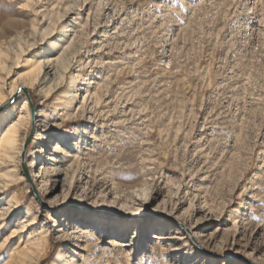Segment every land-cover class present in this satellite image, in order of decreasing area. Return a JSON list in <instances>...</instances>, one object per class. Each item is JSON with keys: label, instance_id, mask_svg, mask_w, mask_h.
<instances>
[{"label": "rangeland", "instance_id": "obj_1", "mask_svg": "<svg viewBox=\"0 0 264 264\" xmlns=\"http://www.w3.org/2000/svg\"><path fill=\"white\" fill-rule=\"evenodd\" d=\"M0 97V264H264V0H0Z\"/></svg>", "mask_w": 264, "mask_h": 264}, {"label": "bare ground", "instance_id": "obj_2", "mask_svg": "<svg viewBox=\"0 0 264 264\" xmlns=\"http://www.w3.org/2000/svg\"><path fill=\"white\" fill-rule=\"evenodd\" d=\"M67 29H68L67 26H64V27L61 28V33L60 34L63 37V39L66 38V36H67ZM49 46H48V48H49ZM46 51H47L46 49H40L36 53V57H38V60H36L35 62L33 61L34 63L30 62V63H32L30 75H33V78H32L33 81H35L36 77L40 76L41 71L45 68L46 65H48L50 63L49 58L44 56V54H46L45 53ZM41 56H44V57H41ZM39 58H41V59H39ZM78 61H79V63H78ZM78 61H77L78 65H79L78 67L80 68L81 67V64H80L81 63V59L78 60ZM62 67H64V68L67 67L65 61H62ZM83 68H85V67H83ZM79 71L80 70H77V73H74V74H72L70 76L69 86H68V88H66L67 90L64 91L65 98H68L71 101V102L69 101L70 103H72L73 101L76 100V96H77L76 92H77V88H78L77 85L79 83V77L81 78V76L79 74ZM91 74H92V71H91ZM91 74L89 76L92 77L93 74L92 75ZM86 81H88V80H86ZM48 93H49V91H47L46 94H48ZM23 94H24V91L22 89H17L16 87H14L13 90H12V94H11L10 98H12L14 96L13 100H20V103H21V100H22L23 101L22 108L27 110V108H28L27 99L24 98ZM86 94H88V93H86ZM5 102L6 101L2 97H0V108H2L5 105ZM15 108H16V105H13L12 108H9V109L3 111L2 113H0V133L3 134V131H5L6 127L8 129L5 132L6 135L1 137L3 141L1 140L2 142L0 144V147L5 149L4 150L5 151L4 152L5 157L12 156L13 153L15 152V150L17 149V144H16L17 143L16 142V138H17L16 134H18L17 133V126L12 124V114H11L12 111H14ZM17 125H19V124H17ZM37 133H36L35 140L33 142V147H32V150H31V159L29 160V164L27 165V167H29L32 170V172H33V175L31 177V179L35 180L36 182L39 183V187H40L39 195H41V194L48 195L49 192L46 189L47 186H48L47 185L48 181L47 180H43V181H41V183L39 182V179L42 178L40 176V169H39V166H40L39 160H40V157H41V155H40L41 154V145H42V143L45 142V138L46 137H44V136H42L40 134H37ZM117 177H119V175L112 174V176L109 177V178H110V181L113 182V180L115 178H117ZM52 199H53V197L49 200V204L53 203ZM54 203L56 204L57 201H54ZM176 218H177V220L180 219V217H176ZM124 226L126 227V226H128V224H125ZM79 227L80 226L78 224H74L72 226V228H75V231H76L74 237L77 238V239H79V238H83V239L85 238L86 239L87 238L86 233L82 232V230H78ZM186 231H187L188 235H191L193 238H195L197 243H201V244L204 245V235H202L200 233H197L196 232V228H194L193 226H188ZM136 239H137V236L135 234L133 236V238H132V241H136ZM116 244H117L116 242L113 243V245H116ZM131 245H133V243H129V244L123 245L122 247L123 248L130 247ZM206 249H207V247H206ZM62 258H63V255H62V251H61L60 253L57 254L56 258L54 259L53 264H61ZM257 264H260V263H257Z\"/></svg>", "mask_w": 264, "mask_h": 264}, {"label": "water", "instance_id": "obj_3", "mask_svg": "<svg viewBox=\"0 0 264 264\" xmlns=\"http://www.w3.org/2000/svg\"><path fill=\"white\" fill-rule=\"evenodd\" d=\"M25 92V94L28 96V92L27 91H24Z\"/></svg>", "mask_w": 264, "mask_h": 264}]
</instances>
